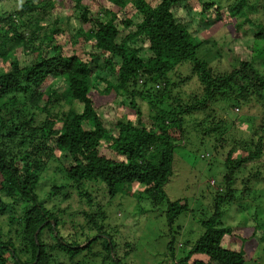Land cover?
Wrapping results in <instances>:
<instances>
[{"label":"trees","instance_id":"obj_1","mask_svg":"<svg viewBox=\"0 0 264 264\" xmlns=\"http://www.w3.org/2000/svg\"><path fill=\"white\" fill-rule=\"evenodd\" d=\"M100 1L114 8L99 10L104 7ZM74 2L75 10H81L75 35L80 40L69 51L58 29L49 42L34 49L39 40L35 33L57 11L58 0H25L15 11L0 16V264H50L53 253L74 261L98 241L105 244L106 260L123 264L115 252L114 236L95 220L94 212L85 216L99 235L87 238L85 247L59 232L60 211L50 210L38 194L53 164L68 187L91 207V184L102 185L111 199L136 187L140 191L134 198L149 200L155 209L166 207L163 216L171 237L167 250L174 258L176 235L182 229L177 222L188 213V204L172 201L165 187L174 175L176 148L185 144L187 117L201 114L214 119L215 107L221 103L229 109L257 100L264 108V73L256 62L238 55L230 71L212 67L201 59L202 44L174 10L181 5L195 7L201 22L216 25L227 24L230 14L241 15L243 24L255 26L258 39H264V24L246 17L249 0H236L226 8L215 0H160L157 6L149 0H97L93 2L97 11L84 0ZM133 11L143 18L139 23L133 20ZM233 19L237 23V16ZM242 25L233 30L229 25L228 32L239 37ZM136 42L143 46H135ZM214 43L232 44L230 36ZM18 47L33 48L34 61L23 67L13 54ZM173 76L180 78L176 81L180 84L173 82ZM189 83L195 84L197 93L186 99L178 89ZM142 103L149 107L147 120ZM106 107L116 111L129 107L136 120L109 117ZM226 124L224 119L210 128L203 124L200 132L204 137L222 136ZM196 139L203 142L200 136ZM237 150L246 155L236 156ZM260 161L264 162V113L251 139L238 141L227 153L226 193H217L213 215L200 222L203 234L192 244L188 241L190 250L180 264H247L243 250L223 247L233 231L222 224V218L230 200L240 195L234 187L237 171ZM61 190L54 185L49 199ZM2 217H8L7 233ZM46 233L49 236L44 238Z\"/></svg>","mask_w":264,"mask_h":264},{"label":"rangeland","instance_id":"obj_2","mask_svg":"<svg viewBox=\"0 0 264 264\" xmlns=\"http://www.w3.org/2000/svg\"><path fill=\"white\" fill-rule=\"evenodd\" d=\"M215 1L226 8L236 0ZM24 2L25 0H0V16L15 11ZM58 2L57 11L55 10L47 18L42 30L36 31L35 35L39 37V40L34 44V49L39 48L42 41L49 42L54 29L61 30L59 39L65 44V50L69 51V46H74L80 40L75 35L80 26L78 17L81 10H75L74 0H58ZM93 2L94 5L97 4V0H84L83 3L93 6ZM149 2L151 5L157 6L160 0H149ZM100 3L104 7H100L99 10L114 8L109 3L101 1ZM247 4L250 7L248 5L246 7V17L255 23L264 24V0H249ZM92 8L97 11L96 7ZM193 9L195 10V7L190 9L187 5H181L175 8L174 13L185 22L193 36L202 44L199 50L202 60L212 67L215 66L219 71L227 72L236 65L237 56L243 55L244 59L255 61L264 73V39L255 37L257 32L255 26L250 23L243 24L241 15L236 14L229 15L230 19L227 24L216 25L213 21L203 23L196 17V12ZM224 10L226 11V9ZM132 16L137 23L143 19L136 11H133ZM236 16L238 21L233 24V18ZM56 19H58V24L55 26ZM228 24L232 30L237 25L243 24L242 35L238 37L234 33H229ZM226 36L231 37L230 47L215 45L214 41L221 43V39ZM142 43L136 42L135 46L142 47ZM230 49L233 50V54H230ZM13 51L23 67L27 65V62L34 61L36 57L31 47L28 50L18 47ZM172 80L175 83L180 81V78L173 76ZM176 83L180 84V82ZM178 91L186 99H191V95L197 93L195 84L191 83L179 88ZM142 106L146 114L144 119H146L149 107L146 103H142ZM223 108L222 103L215 107L217 114L214 119H208L201 114L187 117L185 144L176 148L174 175L165 187V192L172 201L182 200V205L188 204V213L184 214L177 222L182 229L179 230V235L178 233L176 235L178 241L174 258L168 255L167 250L171 237L166 217L163 216L166 207L155 209L149 200L134 198L133 194L140 191L136 187L126 189L125 195L111 199L100 184L89 185L88 189L93 194L94 204L91 207L77 191L68 187L67 182L62 178L63 175L56 173V165L53 164L45 174L38 194L42 201H47V207L50 210L60 211L59 217L62 224L59 232L68 237L67 239L71 242L75 238L74 240L85 247L87 238L93 239L99 235L92 222L88 221L85 216L86 213L94 212L95 220L104 226L106 232L114 236L118 246L115 252L123 264H180V260L190 250L191 246H188V241L192 244L203 234L200 222L209 220L213 215L217 193L219 195L226 193L224 178L227 172L224 162L227 153L238 141L251 139L252 132L261 123L264 113L262 104L257 100H253L245 107ZM106 113L112 118L118 115L119 117L127 116L133 121L136 120L135 112L129 107L117 111L112 107H106ZM220 119H224L227 123L223 128L224 134L204 137L200 132L202 128L200 125L204 124L206 128H210ZM197 136H200L203 142L196 139ZM255 141H257V137H255ZM235 155L245 156L246 154L243 150H237ZM202 156L206 158L203 159ZM235 177L234 187L240 195H237L236 200H230L225 207L222 224L232 228L233 235L225 237L223 247L235 251L243 250L246 254L247 264H264V162L253 163L247 168L237 171ZM212 183L216 188L211 186ZM54 185L59 186L62 190L58 196L49 199L48 195L52 193ZM244 190L247 193L242 195ZM66 195H69V198L65 199ZM18 211H20L19 208ZM161 211H164V214L160 213ZM102 214H106L107 218L103 219ZM1 223L5 232H9L8 217H2ZM10 236L14 237V234L12 233ZM48 236L49 233H46L44 238ZM104 246V242H95L92 250L83 252L74 261H70L63 253H53L51 255L53 261L50 264H113L110 260H106L107 251L104 250ZM127 252L129 253L127 254ZM93 253L102 255L94 257ZM194 258L207 260L203 256Z\"/></svg>","mask_w":264,"mask_h":264}]
</instances>
